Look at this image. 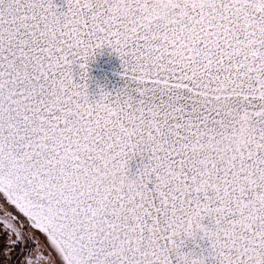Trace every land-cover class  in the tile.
Here are the masks:
<instances>
[{"label":"snow or ice","instance_id":"6c2138e0","mask_svg":"<svg viewBox=\"0 0 264 264\" xmlns=\"http://www.w3.org/2000/svg\"><path fill=\"white\" fill-rule=\"evenodd\" d=\"M121 3L0 0L6 247L29 242L20 264H264V0ZM105 49L127 82L93 95Z\"/></svg>","mask_w":264,"mask_h":264},{"label":"water","instance_id":"95a60500","mask_svg":"<svg viewBox=\"0 0 264 264\" xmlns=\"http://www.w3.org/2000/svg\"><path fill=\"white\" fill-rule=\"evenodd\" d=\"M57 2L63 5V0H57ZM123 71L120 59L105 49L90 65L89 72L91 79L89 81V91L93 95H97L100 91V86L113 92L123 88L127 82L126 78L120 75ZM129 86L135 87L134 84H130ZM190 246L191 244H189Z\"/></svg>","mask_w":264,"mask_h":264},{"label":"rangeland","instance_id":"374dc122","mask_svg":"<svg viewBox=\"0 0 264 264\" xmlns=\"http://www.w3.org/2000/svg\"><path fill=\"white\" fill-rule=\"evenodd\" d=\"M0 233H3V227L0 225ZM37 240L43 244L44 237L40 233H36ZM15 239V237H13ZM29 242L20 245L15 248L6 247L7 240L4 235H0V264H20L23 257L20 255L21 252H27ZM51 254V253H49Z\"/></svg>","mask_w":264,"mask_h":264},{"label":"clouds","instance_id":"9594fccd","mask_svg":"<svg viewBox=\"0 0 264 264\" xmlns=\"http://www.w3.org/2000/svg\"><path fill=\"white\" fill-rule=\"evenodd\" d=\"M113 3L118 6V7H123L122 3H121V0H113ZM168 8V3L167 2H162L161 3V11H164ZM129 180H132L133 178L129 177L128 178Z\"/></svg>","mask_w":264,"mask_h":264}]
</instances>
